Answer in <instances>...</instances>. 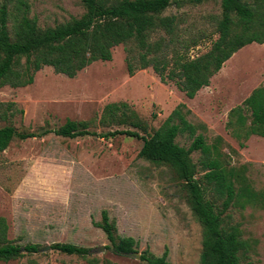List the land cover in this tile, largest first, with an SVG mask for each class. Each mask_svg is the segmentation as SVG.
<instances>
[{
  "label": "rangeland",
  "instance_id": "374dc122",
  "mask_svg": "<svg viewBox=\"0 0 264 264\" xmlns=\"http://www.w3.org/2000/svg\"><path fill=\"white\" fill-rule=\"evenodd\" d=\"M251 2V0H248ZM31 17L41 28L54 27L85 13L80 0H29ZM220 0L201 5L171 8L165 15L182 19L184 38L198 39L192 58L207 53L218 35ZM131 47V46H129ZM112 60L96 62L75 78L56 74L45 67L24 88H0V103L14 104L9 122L19 132H53L68 120L89 123L97 135L68 139L49 133L15 140L0 152V217L9 225V239L19 246L35 244L40 252L0 264H144L117 255L105 233L96 224L107 211L117 236L134 238L138 253L149 251L162 257L169 251L172 264H201L202 227L186 200L182 184L171 170L140 158L143 142L129 137L105 138L108 132L131 129L101 124L105 107L128 104L144 120L149 131L159 129L172 112L185 105L188 120L205 125L208 144L223 138V152L233 166H247L254 189L264 191V138L252 137L245 148L227 129L229 113L255 89L264 85V45L252 44L225 64L223 70L195 99H189L175 84H165L152 68L129 76L127 52L113 49ZM136 54V53H134ZM177 143L189 147L180 136ZM198 163L201 154L194 153ZM233 224H240L250 244L243 264H264V208L233 207ZM73 244L91 250L87 260L56 251H44L54 244ZM103 247L104 251L95 250Z\"/></svg>",
  "mask_w": 264,
  "mask_h": 264
},
{
  "label": "trees",
  "instance_id": "16d2710c",
  "mask_svg": "<svg viewBox=\"0 0 264 264\" xmlns=\"http://www.w3.org/2000/svg\"><path fill=\"white\" fill-rule=\"evenodd\" d=\"M85 13L79 18L54 27L41 28L31 17L29 0H0V88H24L34 82L35 75L45 67L56 74L75 78L92 64L112 60L113 49L125 46L129 76L152 68L165 84L173 83L189 99L211 85L235 54L252 44L264 45V0H220L221 18L217 21V40L211 49L192 58L190 52L198 39L181 34L182 19L165 15L175 7L201 5L205 0H80ZM131 46V47H129ZM136 53V54H134ZM14 104L0 103V122L14 116ZM191 111L179 105L163 125L150 132L148 124L126 103L105 107L101 124L107 127L126 126L103 137L120 136L143 142L140 158L168 167L182 184L186 200L202 227L201 264H243L250 251L240 224H233L229 211L238 206L264 208V191L254 189L247 176L248 167L233 166L223 152V138L208 144L205 125H194ZM227 129L245 148L252 137L264 138V85L229 113ZM54 133L68 139L97 135L89 131V123L68 120L53 132L42 134L19 132L12 125L0 127V152L15 140L26 141ZM187 137L189 147L177 143ZM200 153L198 163L192 155ZM111 243L117 255L138 253L134 238L117 236V228L107 211L96 224ZM51 250L87 260L91 250L73 244H54ZM41 246H19L9 239V225L0 217V262L20 259L39 253ZM99 264L97 260H88ZM144 264H172L169 251L162 257L149 251L141 255ZM105 264H111L106 262Z\"/></svg>",
  "mask_w": 264,
  "mask_h": 264
},
{
  "label": "water",
  "instance_id": "95a60500",
  "mask_svg": "<svg viewBox=\"0 0 264 264\" xmlns=\"http://www.w3.org/2000/svg\"><path fill=\"white\" fill-rule=\"evenodd\" d=\"M49 249H50V247H49V246H46V247L44 248V251H47V250H49ZM102 251H104V248H103V247H101V248L95 250L96 253H98V252H102ZM125 256H127V257H131V258H135L136 260H140V259H141V255H140L139 253H135V254H125Z\"/></svg>",
  "mask_w": 264,
  "mask_h": 264
},
{
  "label": "crops",
  "instance_id": "0c3cea01",
  "mask_svg": "<svg viewBox=\"0 0 264 264\" xmlns=\"http://www.w3.org/2000/svg\"><path fill=\"white\" fill-rule=\"evenodd\" d=\"M229 62V61H228ZM223 70V69H222ZM215 78V77H214ZM213 80V79H212ZM208 88V87H207Z\"/></svg>",
  "mask_w": 264,
  "mask_h": 264
}]
</instances>
